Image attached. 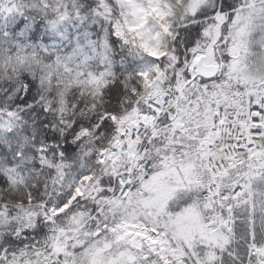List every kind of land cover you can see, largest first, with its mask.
Wrapping results in <instances>:
<instances>
[{"label":"snow or ice","instance_id":"6c2138e0","mask_svg":"<svg viewBox=\"0 0 264 264\" xmlns=\"http://www.w3.org/2000/svg\"><path fill=\"white\" fill-rule=\"evenodd\" d=\"M0 264H264V0H0Z\"/></svg>","mask_w":264,"mask_h":264}]
</instances>
